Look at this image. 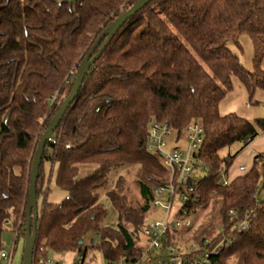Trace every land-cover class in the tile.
Wrapping results in <instances>:
<instances>
[{"label":"trees","instance_id":"obj_1","mask_svg":"<svg viewBox=\"0 0 264 264\" xmlns=\"http://www.w3.org/2000/svg\"><path fill=\"white\" fill-rule=\"evenodd\" d=\"M138 1L0 0V249L11 220L16 239L26 238L37 149L81 64L104 30ZM242 37L253 48L251 70L239 55ZM263 62L264 0H152L130 19L86 74L45 148L33 264L47 260L49 251L86 257L94 248L105 263L141 252L154 190L170 182L160 155L147 148L151 122L168 124L180 139L197 123L206 137L199 158L209 172L188 209L189 216H198L212 207L213 216L194 231L169 235L165 250L171 244L179 252V236H186L190 251L181 254L194 257L202 252L191 249L193 244L202 247L207 239L225 238L230 244L211 264H264V199H259L264 152L228 186L219 173L226 167L229 176L238 154L264 133V118L252 122L219 111L234 79L251 100L264 91ZM235 144L240 150L223 158L221 151ZM45 162L57 166L55 184L66 194L60 203L48 202L52 175L47 178ZM135 166L139 199L125 193L126 180L120 176L107 192L118 227L102 226L106 211L99 191L113 170ZM82 167L94 170L80 177ZM247 218L250 226L239 230ZM89 233L99 236L98 246L85 245Z\"/></svg>","mask_w":264,"mask_h":264},{"label":"built area","instance_id":"obj_2","mask_svg":"<svg viewBox=\"0 0 264 264\" xmlns=\"http://www.w3.org/2000/svg\"><path fill=\"white\" fill-rule=\"evenodd\" d=\"M205 139L204 129L197 123L188 126L180 139L168 124L151 122L147 144L148 151L160 155L162 165L170 172L169 184L154 190V200L151 203L153 210L162 212V218L147 223L143 232L147 241L144 246H140L141 252L139 254L132 258L122 256L116 262L105 264H211V258L218 256L220 251L227 244H230L229 240L225 238L217 241L207 239L202 247L193 244L191 249L202 252L199 256L194 257L182 255L171 244L167 245L166 250L164 248L169 235L175 234L182 228L190 229L193 226L188 206L193 202L192 194H194L196 186L201 180V178H194V173L201 167L207 173L209 172V169L204 168L203 162L199 158ZM169 140H173L176 147L170 152H166ZM181 140L186 142V150L177 146ZM245 171V167L240 168V172ZM228 172L226 167L219 171L222 175L223 186L230 184ZM249 226L250 223L247 218V220L239 223L237 228L245 230ZM222 232L223 229H220L217 233ZM42 253L43 248L38 251V254ZM1 259L7 264H11V256H8L4 251L1 252ZM37 264H56V262L41 257ZM73 264L96 263L88 261L84 255H79Z\"/></svg>","mask_w":264,"mask_h":264},{"label":"rangeland","instance_id":"obj_3","mask_svg":"<svg viewBox=\"0 0 264 264\" xmlns=\"http://www.w3.org/2000/svg\"><path fill=\"white\" fill-rule=\"evenodd\" d=\"M59 1H68L72 2L73 4H77L84 0H59ZM241 45L243 47V53H239L240 58L244 66L248 69H252L251 59L253 55V48L251 45L250 40L247 37L241 38ZM230 48L233 51L239 52L234 44H230ZM264 69V62L262 64ZM264 94V91H258V95ZM255 95L254 98L251 100L249 97L248 92L246 91L245 87L238 81L234 79V88L233 91L227 93L225 99L221 102L219 106V111L222 115H227L229 113H236L242 117L247 118L249 121L254 122L258 118H264V110H263V103L258 104L261 102L259 96ZM182 150L187 149V144L183 140L178 143L177 145ZM176 147V144L173 140L168 141V145L166 147V152H170L173 148ZM240 144H235L230 148H225L221 151V156L223 158L227 157L228 155H235L240 150ZM257 153L264 152V145L256 148H253ZM244 153V152H243ZM242 153V154H243ZM242 154L238 155L234 164L238 167L239 159H241ZM247 167V165H245ZM45 173L47 178L49 179L52 175L51 181L47 183L49 192H48V202L49 203H60L65 197L66 194L60 190L57 185L55 184V176L57 171V166H52L51 163L45 162ZM94 170V167H82L80 177H84L87 174L91 173ZM138 171V167L135 166L132 169L121 168L113 170L108 176V185L105 189L99 191L100 195V203L103 205L106 211V217L102 222V226L104 227H111L117 228L119 224L118 214L114 209L112 203L107 197V192L113 188H115L116 182L120 176H123L126 180V189L125 193L129 195V197L133 199H139V190L136 185V174ZM208 173L201 167L198 168L194 173V178L200 179L207 176ZM260 201L264 199V190L260 194ZM43 201V197L39 199L41 203ZM212 207L208 208L207 210L200 212V215L194 216L190 215L191 220L193 222L192 231L196 230L203 222L205 224L209 223V219L211 216ZM162 212L151 210L148 215V222L154 219H161ZM215 229L219 230L218 225L215 224ZM186 228H182L180 233L184 232ZM146 237L141 234V246L146 244ZM100 242V238L98 235L94 233H89L85 237V245L86 246H98ZM178 248L179 252L188 253L190 251L188 244V248H186L187 239L186 236H179L178 240ZM24 247H25V239L20 237L18 240L16 239V233L14 232V221L11 220L9 224H7L6 229L2 236V247L0 249L4 250V252L11 256V264H23V256H24ZM1 254V253H0ZM78 254L75 252H62L57 253L54 251H49L47 254L48 260L55 261L56 264H73L76 259L78 258ZM88 261H93L96 264H105V260L103 259L101 253L96 249H90L88 255L86 256ZM0 264H7L6 261L0 259Z\"/></svg>","mask_w":264,"mask_h":264},{"label":"water","instance_id":"obj_4","mask_svg":"<svg viewBox=\"0 0 264 264\" xmlns=\"http://www.w3.org/2000/svg\"><path fill=\"white\" fill-rule=\"evenodd\" d=\"M151 1L152 0H139L132 8H130L125 14L117 18L107 29L104 30V32L101 34V36L98 38L95 45L93 46V49L89 52V54L86 56L83 63L81 64L71 93L65 99L59 112L55 115V117L51 121L50 127L44 133L39 143L31 173V184H30L28 211L26 218V238H25L23 264H33V260H34V252L37 241V222L39 219V200L37 195V182H38L39 172L42 165V160L47 143L50 140L53 133L55 132V130L60 125V123L62 122L70 106L76 100L82 88L86 74L88 73L90 68L102 56L103 52L112 42V40L117 36L120 30L125 26V24L130 19L135 17L141 10H143ZM101 44L102 46L100 47L98 52H96ZM82 245H83V241L80 242V246Z\"/></svg>","mask_w":264,"mask_h":264},{"label":"crops","instance_id":"obj_5","mask_svg":"<svg viewBox=\"0 0 264 264\" xmlns=\"http://www.w3.org/2000/svg\"><path fill=\"white\" fill-rule=\"evenodd\" d=\"M256 95H258V93ZM258 96H259V99H261V102H259V103L260 104L263 103L264 102V94H260ZM263 106H264V103H263ZM263 110H264V108H263ZM263 145H264V133H261L259 137H257L249 146H247L245 149H243L238 154V155H240L244 152L242 154L241 159H239V164H241V165L237 167L235 164H233V166L231 167L230 175H229L230 180H232V179H234V178H236L242 174V172H240L241 167H245L247 170H249L251 168V166L253 164L254 156L258 153H262V152L257 153L253 148L257 149L258 147L263 146ZM245 165H247V167ZM39 206H40V204H39Z\"/></svg>","mask_w":264,"mask_h":264}]
</instances>
